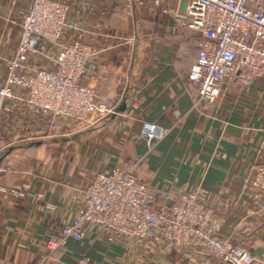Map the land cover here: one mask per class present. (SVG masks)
<instances>
[{
  "label": "crops",
  "instance_id": "1",
  "mask_svg": "<svg viewBox=\"0 0 264 264\" xmlns=\"http://www.w3.org/2000/svg\"><path fill=\"white\" fill-rule=\"evenodd\" d=\"M68 2L74 29L67 36L75 39L77 28L84 29L83 39L104 50L84 83L102 99L114 98L117 108L128 106L90 124H68L41 138L0 145V186L32 185L25 198L0 193V264H36L49 234L71 220L73 196L96 172L114 167L130 168L161 192L160 205L180 192L196 194L212 209L219 238L243 244L263 260L264 210L251 201L245 179L264 163V78L246 88L224 83L214 102L198 103L189 74L201 38L179 21L184 0H162L159 7L150 0ZM27 3L0 0V73L19 34L18 10ZM163 8L173 13L164 14ZM146 122L163 128L164 137H142ZM42 143L50 149L45 159L34 148ZM48 202L57 210H46ZM87 263L222 264L216 257H186L174 249L125 251L91 235L57 248L45 264Z\"/></svg>",
  "mask_w": 264,
  "mask_h": 264
},
{
  "label": "built area",
  "instance_id": "2",
  "mask_svg": "<svg viewBox=\"0 0 264 264\" xmlns=\"http://www.w3.org/2000/svg\"><path fill=\"white\" fill-rule=\"evenodd\" d=\"M92 4L96 0H81ZM117 3L121 0H106ZM160 6L162 0H150ZM177 14L184 30L200 36L198 54L189 79L198 103L214 102L227 82L246 88L264 78V0H184ZM18 10L16 43L0 73V145L41 138L68 124L82 126L95 118L115 114L114 98L102 99L84 79L104 50L84 40L88 31L70 24L68 0H27ZM164 14L173 13L163 8ZM166 131L143 123L145 139L160 140ZM31 183L19 188L0 186V193L25 198ZM252 202L264 210V163L245 179ZM161 192L136 178L130 168L96 172L83 190L71 199L73 216L57 233L48 236L46 252L36 264H45L54 250L67 248L87 235L123 250L140 247L149 253L177 250L186 257L195 253L222 264H264L245 245H232L218 237L212 209L196 194L180 192L168 204H154ZM41 200V194L36 195ZM44 208L54 212L58 205ZM94 264V263H87Z\"/></svg>",
  "mask_w": 264,
  "mask_h": 264
},
{
  "label": "trees",
  "instance_id": "3",
  "mask_svg": "<svg viewBox=\"0 0 264 264\" xmlns=\"http://www.w3.org/2000/svg\"><path fill=\"white\" fill-rule=\"evenodd\" d=\"M37 151H39V153H40V156L42 157V158H47L49 155H50V152H49V147L46 145V144H44V143H42V144H40V145H38V146H36V147H34ZM154 204H156V205H160L161 203H160V199L157 197V199H156V201H155V203Z\"/></svg>",
  "mask_w": 264,
  "mask_h": 264
},
{
  "label": "water",
  "instance_id": "4",
  "mask_svg": "<svg viewBox=\"0 0 264 264\" xmlns=\"http://www.w3.org/2000/svg\"><path fill=\"white\" fill-rule=\"evenodd\" d=\"M127 106H128V103L127 102H123V104L120 107L117 108L116 112L117 113H123L126 110Z\"/></svg>",
  "mask_w": 264,
  "mask_h": 264
}]
</instances>
